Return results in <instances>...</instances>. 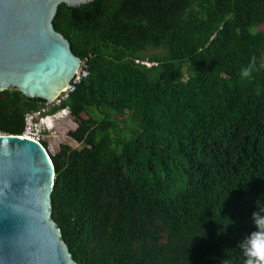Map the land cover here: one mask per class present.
Returning <instances> with one entry per match:
<instances>
[{"label": "trees", "instance_id": "trees-1", "mask_svg": "<svg viewBox=\"0 0 264 264\" xmlns=\"http://www.w3.org/2000/svg\"><path fill=\"white\" fill-rule=\"evenodd\" d=\"M52 24L89 67L51 110L86 116L70 134L82 148L48 154L75 263L244 264L264 205V0H93ZM44 103L0 92V134Z\"/></svg>", "mask_w": 264, "mask_h": 264}, {"label": "water", "instance_id": "water-1", "mask_svg": "<svg viewBox=\"0 0 264 264\" xmlns=\"http://www.w3.org/2000/svg\"><path fill=\"white\" fill-rule=\"evenodd\" d=\"M93 0H0V92L51 102L80 59L53 27L59 5ZM54 168L44 147L0 134V264H76L51 218Z\"/></svg>", "mask_w": 264, "mask_h": 264}, {"label": "built area", "instance_id": "built-area-1", "mask_svg": "<svg viewBox=\"0 0 264 264\" xmlns=\"http://www.w3.org/2000/svg\"><path fill=\"white\" fill-rule=\"evenodd\" d=\"M135 64L144 66L146 68L155 67L157 64L145 60L136 59ZM89 76L88 59L80 60L79 66L70 80L69 84L64 88L51 102L44 103L43 106L25 116L24 129L22 134L19 136L21 138H26L37 143L42 142V137L45 133L51 132L50 129L54 127L57 122L53 119L54 113L51 110L54 107H58L61 103L68 99L69 95L75 90L78 84Z\"/></svg>", "mask_w": 264, "mask_h": 264}, {"label": "clouds", "instance_id": "clouds-1", "mask_svg": "<svg viewBox=\"0 0 264 264\" xmlns=\"http://www.w3.org/2000/svg\"><path fill=\"white\" fill-rule=\"evenodd\" d=\"M261 68H264V62L260 64ZM256 68V59L252 58L251 62L241 69V78H249ZM61 113L70 115L68 108H62L54 112L53 119L55 122L63 119ZM67 113V114H66ZM58 115V116H57ZM53 126L50 128L52 129ZM252 221L255 227V231L247 235L240 244V249L243 252L244 264H264V205L258 207V211L252 214Z\"/></svg>", "mask_w": 264, "mask_h": 264}, {"label": "rangeland", "instance_id": "rangeland-1", "mask_svg": "<svg viewBox=\"0 0 264 264\" xmlns=\"http://www.w3.org/2000/svg\"><path fill=\"white\" fill-rule=\"evenodd\" d=\"M149 54H159L161 53L159 50H155L152 48L148 49ZM186 72V68H184ZM67 114V113H66ZM63 119L57 121L56 125L53 127L51 132H47L43 135L42 141L47 144V153L49 155H55L59 151L60 145H68L71 149L80 150L82 146L72 139H70V134L75 131V129L80 124L81 119H85V114H81L80 118H75L72 115H66L65 113H61ZM58 116V115H57Z\"/></svg>", "mask_w": 264, "mask_h": 264}]
</instances>
